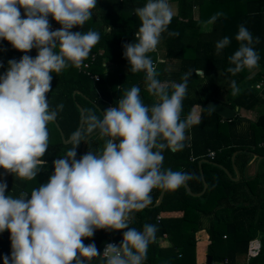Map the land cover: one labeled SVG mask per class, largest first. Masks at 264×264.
Instances as JSON below:
<instances>
[{
	"label": "clouds",
	"instance_id": "obj_1",
	"mask_svg": "<svg viewBox=\"0 0 264 264\" xmlns=\"http://www.w3.org/2000/svg\"><path fill=\"white\" fill-rule=\"evenodd\" d=\"M97 0H0V40L24 52L19 61H8V71L0 76V233L10 232L11 256L4 264H91L102 256L104 264H145L148 247L156 239L157 226L130 227L134 213L151 203L154 189L176 191L196 177L191 173L164 169L165 150L173 153L185 148L186 132L197 120L189 114L181 119L189 79L172 84L158 79L149 53L155 52L162 34L169 31L173 9L169 0H146L135 9L141 21L136 42L125 43L124 57L129 71L145 73L146 91L156 102L145 105L138 86L126 89L116 106L101 116L85 109L81 126L66 139L72 147L54 161V173L47 183L34 188L29 196L7 192L3 177L14 175L31 181L46 161L49 147L47 125L57 120L64 105L50 110L47 93L51 73L60 74L72 66L82 70L84 61L100 41L98 31H72L92 19ZM23 9V17L21 14ZM61 28L52 30L49 17ZM223 12L206 24H214ZM238 49L228 57L233 76L258 66L260 56L254 44L260 42L241 24L235 36ZM231 44L227 36L216 42V54ZM33 48L38 55L29 53ZM58 49V50H57ZM3 67V65H0ZM198 76H205L197 69ZM232 95L240 92L231 81ZM92 135L104 140L100 152L87 151L77 159V149ZM123 231L120 244H106L101 255L95 245H85L96 230ZM258 248V247H257Z\"/></svg>",
	"mask_w": 264,
	"mask_h": 264
},
{
	"label": "trees",
	"instance_id": "obj_2",
	"mask_svg": "<svg viewBox=\"0 0 264 264\" xmlns=\"http://www.w3.org/2000/svg\"><path fill=\"white\" fill-rule=\"evenodd\" d=\"M146 0H97L92 19L83 28L77 26L72 31L95 30L101 39L93 47L85 61L90 62L89 71L99 75L93 81L88 75L69 66L60 74L51 73V91L47 93L50 110L63 104L57 120L50 122L49 147L43 160L45 166L31 181H22L14 175L5 177L7 192L18 197L21 192L31 195L34 188L47 183L54 173V161L62 158L71 144L63 143L59 129L67 139L75 131L81 120L79 105L101 116L109 105L116 106L124 91L132 86L145 88V73L129 71V62L124 57L125 43L136 42V32L141 21L135 9L144 6ZM196 7V14L193 10ZM217 12H223L210 32H199L198 25L209 20ZM23 17V9L21 8ZM244 24L253 37L260 42L254 48L260 56L258 67L249 71L244 69L233 76L227 72L230 64L228 57L239 47L235 36L239 25ZM169 31L178 32V36L162 34L155 52L149 53L158 71V79L167 83L169 92L172 84L182 82L186 73H192L188 83V92L183 100L181 119L190 114L191 107H201L198 123L186 132L185 148L173 153L165 150L164 169L193 174L196 178L188 181L189 193L183 185L176 191H164L161 201L154 206L161 189L151 193V203L141 211L134 213L130 227L138 231L143 225L157 226L156 239L148 247L145 264H196V245L206 244V255L212 257L211 264H239L238 257L243 256L242 264H264V171L255 177L233 180L224 168L232 171L231 157L235 151L237 161L245 165L251 153L264 156V108L256 120L241 116L239 112L231 119H224L206 104L217 101L231 108L245 110L257 109L264 105V0H177V13L169 25ZM229 37L231 44L221 55L216 54V42ZM58 50V49H57ZM35 58L37 49L29 53ZM25 55L7 40H0V62L8 67V61ZM104 61H112L126 66V73L116 68L107 72ZM204 71L198 76L196 70ZM6 72V71H5ZM4 72V73H5ZM226 75V91L217 93L214 73ZM235 80L240 92L233 96L230 87ZM142 93L147 95L146 90ZM238 111V110H236ZM56 122V123H55ZM81 146L77 149V159L81 156ZM104 140L98 135L91 136L85 146L87 151L100 152ZM209 151H215V157H207ZM201 159H207L199 164ZM5 170L0 168V174ZM206 189H203V179ZM204 229L208 234L205 241L195 237L196 231ZM123 231L96 230L92 238H84L83 243H95L102 255V247L110 238L118 244L123 240ZM10 232L0 233V264L4 257L11 256ZM166 236L170 245L160 246L157 239ZM259 243L257 253L249 254L251 241ZM247 255V256H246ZM91 264H104L102 256L92 259Z\"/></svg>",
	"mask_w": 264,
	"mask_h": 264
},
{
	"label": "crops",
	"instance_id": "obj_3",
	"mask_svg": "<svg viewBox=\"0 0 264 264\" xmlns=\"http://www.w3.org/2000/svg\"><path fill=\"white\" fill-rule=\"evenodd\" d=\"M169 3L172 6L173 13L174 14L177 13V0H169ZM195 9H196V7H194V10H193L194 15L196 14ZM207 21L208 20H205V21H202L201 23H199V25H198V31L199 32L205 33V32L211 31L212 24H206ZM104 66H105L107 72H112L116 68H118L119 71L122 70L124 73H126V66L123 62L120 64V62L116 63L115 61L114 62L104 61ZM256 68H254V69H256ZM254 69H252V70H254ZM214 74H215L214 80H216V82H217L216 85L218 88L217 93H224L226 91V86H225V82L227 81L226 75L222 72H216ZM130 88H128V89H130ZM139 88H140V90L141 89L146 90V87L145 88L139 87ZM140 94H141V98H142L145 105L151 106L153 103L156 102V98L150 96L148 93L146 95V94L142 93V91H141ZM257 107L258 108L254 109V110H245L242 108H237L238 111H236V112H239L241 116H244V117L252 119V120H256L258 115L261 113V110L264 108V105L262 103H259ZM108 108H109V106H108ZM200 110H201V107L198 104H194L190 110V114L197 121L199 119ZM237 153H238V151H235L231 157V161L233 158L232 171H230L229 169L226 168L228 170L229 174L233 178H237L236 180H239L241 177L252 178V177H255L258 173L264 171V156L263 155H260L258 153H251L249 160L246 162L245 165H242L240 163L241 161H237V159H236ZM167 154H168L167 152H163L164 156H167ZM163 164H164V162H163ZM237 174H238V177H237ZM3 178L5 179V177H3ZM233 180H235V179H233ZM157 200H158V198H157ZM157 200L155 201V203L157 202ZM195 237L203 242V241L207 240L208 234L206 233V231L204 229H200V230L196 231ZM157 243L163 247H167L170 245V242L167 240L166 236L159 237L157 239ZM258 246H259L258 241H256V240L251 241L250 248H252V247L257 248ZM206 250H207L206 244L199 243L196 245V249H195L196 264H204V261H205L204 258L206 256ZM244 259L246 261L245 257H243V256L238 257L239 264H242Z\"/></svg>",
	"mask_w": 264,
	"mask_h": 264
},
{
	"label": "water",
	"instance_id": "obj_4",
	"mask_svg": "<svg viewBox=\"0 0 264 264\" xmlns=\"http://www.w3.org/2000/svg\"><path fill=\"white\" fill-rule=\"evenodd\" d=\"M0 65H3V63L0 62ZM5 71H8V67H5V69H4V67H0V76L4 75V72H5ZM206 106H207L209 109H211V110H213L214 112H216V113H217L218 115H220L221 117H223L224 119H231V118H233V117L236 115V110H237V108L233 109V108H231L230 106L224 105V104L219 103V102H217V101H209V102H207ZM78 107H79V109H80V113H81V115H82V113L84 112V110H83V108H82L80 105H79ZM55 123H56V122H55ZM80 126H81V120H80V123H79L78 128H79ZM57 127H58V129H59V132H60V135H61V138H62L63 143H66V142H65V141H66V138L64 137L63 132L61 131V129L59 128L58 125H57ZM78 128H77V129H78ZM77 129H76V130H77ZM92 136H93V135H92ZM86 143H87V141H85V142L82 143V146H81V156H83V155L85 154V146H86ZM206 160H207V159H201V160L199 161V163L202 162V161H206ZM232 161H233V158H232ZM223 168H224L225 172L227 173V175H228L230 178L235 179V180L237 179V178H233V177L229 174L228 170H227L225 167H223ZM237 177H238V174H237ZM202 179H203V189H202V191H201L200 193H198V194H201V193L206 189V186H207V183H206V181L204 180V178H202ZM184 186H185L186 190H187L189 193H192V192L190 191V189H189V187H188L187 184H185ZM164 191H165V190H161V192H160V194H159V197H158V200H157V202L154 204V206L157 205V204L161 201V199H162V197H163V193H164ZM211 261H212V257H211L210 255H207V258H206V264H211Z\"/></svg>",
	"mask_w": 264,
	"mask_h": 264
},
{
	"label": "built area",
	"instance_id": "obj_5",
	"mask_svg": "<svg viewBox=\"0 0 264 264\" xmlns=\"http://www.w3.org/2000/svg\"><path fill=\"white\" fill-rule=\"evenodd\" d=\"M49 21H50V24L52 26V30H57V29L61 28V25L59 23H57L53 17L50 16L49 17ZM84 64L87 65V67H84L82 70H79V69L78 70L79 71H82L83 73H85L86 75H88L93 81H98L99 80V75L96 74V73H91L89 71L90 62L89 61H84ZM109 107H112V106L109 105ZM207 157L210 158V159H213L215 157V151H209L208 154H207ZM104 231L107 232L108 230H104ZM108 243H114V244H117L118 245V242L115 239L110 238L103 245V247H102V254H103V251H104V248H105L106 244H108ZM257 250H258V248L252 247V248L249 249V254L255 255L257 253ZM220 264H228V261L225 260L223 263H220Z\"/></svg>",
	"mask_w": 264,
	"mask_h": 264
},
{
	"label": "rangeland",
	"instance_id": "obj_6",
	"mask_svg": "<svg viewBox=\"0 0 264 264\" xmlns=\"http://www.w3.org/2000/svg\"><path fill=\"white\" fill-rule=\"evenodd\" d=\"M205 258H207V255L205 256ZM205 258H204V260H205V261H204V264H206V259H205Z\"/></svg>",
	"mask_w": 264,
	"mask_h": 264
}]
</instances>
